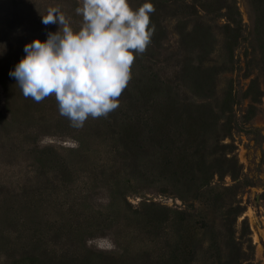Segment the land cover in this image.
<instances>
[{
	"label": "rangeland",
	"instance_id": "1",
	"mask_svg": "<svg viewBox=\"0 0 264 264\" xmlns=\"http://www.w3.org/2000/svg\"><path fill=\"white\" fill-rule=\"evenodd\" d=\"M146 2L155 32L119 107L77 129L9 73L26 44L59 31L42 23L49 7L79 30L82 0H0V264H165L182 247L205 264L228 222L240 263L264 264V0H129ZM198 23L211 29L199 40ZM137 117L171 119L169 137L148 151L153 122L137 129ZM142 203L165 209L159 228Z\"/></svg>",
	"mask_w": 264,
	"mask_h": 264
},
{
	"label": "clouds",
	"instance_id": "2",
	"mask_svg": "<svg viewBox=\"0 0 264 264\" xmlns=\"http://www.w3.org/2000/svg\"><path fill=\"white\" fill-rule=\"evenodd\" d=\"M154 11L151 2L134 10L129 0H82L76 8L82 25L74 30L59 6L49 7L42 23H58L59 31L26 44V56L9 75L25 98L39 103L54 96L60 115L74 128L89 117H107L119 107L137 54L151 43Z\"/></svg>",
	"mask_w": 264,
	"mask_h": 264
},
{
	"label": "trees",
	"instance_id": "3",
	"mask_svg": "<svg viewBox=\"0 0 264 264\" xmlns=\"http://www.w3.org/2000/svg\"><path fill=\"white\" fill-rule=\"evenodd\" d=\"M167 1H170V0H167ZM232 21H233L232 22L233 27L231 26V28H233L232 32H234V35H231V38L234 39L236 34L240 32V27L238 23L236 22V20H232ZM197 28L199 29L197 30V32L199 31V33H196L197 40H199V37H203L205 34H207L208 36V33L211 32L210 31L211 29L205 30L202 23H198ZM205 39L207 40L208 38L206 37ZM142 107L144 108L145 112H148L149 109L153 107V105H151L149 101H145ZM172 109H173L172 112H175L178 110L176 105H174ZM170 120L171 119L167 118V119H154L151 121L150 118L137 117L135 119H131L130 126L136 127L137 129H139V127L148 128L150 124H152L153 122L151 129L148 130L150 132L148 151H151V150H154V147L157 143L162 144L169 137L170 126H171ZM137 138H139V136H137ZM135 141H136V137H133L131 143L133 144L135 143ZM127 150L129 149L127 148ZM129 153H132L133 156H136L137 154L136 150L134 152H129ZM190 156L195 157L194 160L200 158L199 147L196 149L193 148ZM195 164L197 165V172L202 173L203 170L201 169L200 164L197 162ZM190 167L191 166H189L188 169H190ZM175 171H177V169ZM205 189H206V185H198V188L196 189V191L199 194H202V192ZM194 199H199V198L194 197ZM141 206L145 207V212H147V213H144L145 216L147 215L146 225L151 229L159 228V226L161 225L159 218H161V216L163 215V211L165 209L162 208L158 210L154 208V205H147V203H142ZM201 207H206V204L201 203ZM187 209L193 210L195 209V206L187 205ZM174 212L180 218L181 221L185 220L186 216H188V211L180 210V211H174ZM135 213L138 215H143V213L138 212V211ZM99 217L100 218L94 220V223L91 226L96 225L97 227H100L102 224L105 223V220H102V222H100L101 218H103V215L100 214ZM227 225H228V228H226V235H225L226 240L223 243L224 245L223 250L220 247H218V244H212L211 246H209L205 252L206 254V257L204 260L205 264H241L240 261L242 258V249L238 247V244L234 239L231 224L229 226V222H228ZM223 251L225 254H223ZM177 252L182 253V258L179 256L171 257L165 264H194L196 263L197 249L193 251L190 247H182L179 250H177Z\"/></svg>",
	"mask_w": 264,
	"mask_h": 264
}]
</instances>
